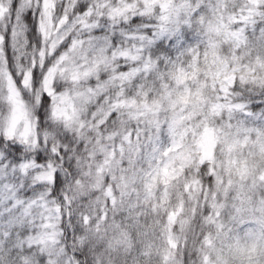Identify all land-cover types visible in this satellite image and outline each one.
Returning a JSON list of instances; mask_svg holds the SVG:
<instances>
[{"label":"clouds","instance_id":"obj_1","mask_svg":"<svg viewBox=\"0 0 264 264\" xmlns=\"http://www.w3.org/2000/svg\"><path fill=\"white\" fill-rule=\"evenodd\" d=\"M76 2L0 64V264H264V0Z\"/></svg>","mask_w":264,"mask_h":264},{"label":"snow or ice","instance_id":"obj_2","mask_svg":"<svg viewBox=\"0 0 264 264\" xmlns=\"http://www.w3.org/2000/svg\"><path fill=\"white\" fill-rule=\"evenodd\" d=\"M113 13L119 14V10L114 9ZM91 15L92 9L87 4L77 7L76 0H11L7 7L0 2V64L11 66L15 62L14 58L23 50L26 43L25 33L29 27L30 37L37 45L39 59L44 57L46 52L55 51L63 44L71 31L69 25L72 27L80 25L89 30L96 27L89 22ZM52 72L54 73L55 69ZM2 74L6 77L11 90L9 98L17 106L13 113L14 121L17 113L23 114L14 87L18 80L15 79V71H5ZM51 75L52 73L46 81L47 85L51 83ZM73 75L75 78V74ZM48 91L51 93L52 89L49 87Z\"/></svg>","mask_w":264,"mask_h":264}]
</instances>
